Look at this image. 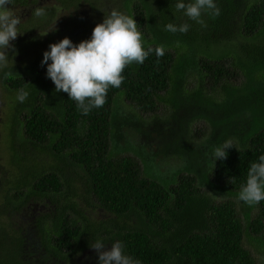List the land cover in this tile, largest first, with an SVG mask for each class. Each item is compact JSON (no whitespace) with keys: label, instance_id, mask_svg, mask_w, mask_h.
<instances>
[{"label":"trees","instance_id":"trees-1","mask_svg":"<svg viewBox=\"0 0 264 264\" xmlns=\"http://www.w3.org/2000/svg\"><path fill=\"white\" fill-rule=\"evenodd\" d=\"M101 1L90 2L73 35L42 29V42L30 41L39 44L37 57L17 67V43L29 42L21 26L0 68L8 94L29 93L23 103L15 98L7 130L14 170L0 185V264H87L81 256L92 240L120 241L141 264H255L243 238L264 247V201L249 206L238 193L264 155V0H214L220 15L202 13L206 27L178 11V0H118L145 50L163 45L164 55L153 51L126 67L104 106L84 115L56 91L41 61L65 37L74 45L89 40L108 17L99 14ZM169 23L190 27L172 33ZM195 120L206 125L198 139L190 131ZM225 142L227 157L213 162ZM81 202L106 217L90 219ZM21 213L33 246L18 233L23 221H11Z\"/></svg>","mask_w":264,"mask_h":264},{"label":"clouds","instance_id":"clouds-1","mask_svg":"<svg viewBox=\"0 0 264 264\" xmlns=\"http://www.w3.org/2000/svg\"><path fill=\"white\" fill-rule=\"evenodd\" d=\"M12 4L13 0H0V68L7 67L8 52L13 49L11 41L20 34L18 25L21 20L12 7H9ZM175 7L178 11L183 10L188 18L203 27L207 25L201 19L202 13H208L212 17L220 15V9L214 0H192L188 3L178 0ZM34 15L44 16L45 9L36 8ZM189 27L187 23L179 26L169 23L165 30L186 33ZM153 51L157 57H161L164 55V46L145 50L143 36L133 17L112 10L102 23L93 28L89 40L74 45L65 37L58 43L50 44L49 51L43 53L41 63L47 64V76L54 83L56 91L67 93L69 99L76 102L78 110L87 115L93 108L104 106L110 87L121 86L126 67L133 63L142 64ZM49 60L51 63H48ZM28 95V91L22 89L16 99L23 103ZM228 148H232L230 142L216 147L213 162L225 159ZM258 159L259 162L251 164L246 184L238 193V200L249 206L264 201V155ZM91 247L98 253L99 264H141L139 260L124 254L120 241L113 243L110 250H104L105 244L99 240Z\"/></svg>","mask_w":264,"mask_h":264},{"label":"rangeland","instance_id":"rangeland-1","mask_svg":"<svg viewBox=\"0 0 264 264\" xmlns=\"http://www.w3.org/2000/svg\"><path fill=\"white\" fill-rule=\"evenodd\" d=\"M59 1V2H58ZM43 0V8L48 10V8L52 9L53 13H51L50 16L45 12V15L48 16V18L44 19L42 17H37L34 15V10L36 8H33V12L28 11V8L24 12L23 8L19 6H15V0H13V4L9 7H12V10L15 14L20 15V13H24L23 17L20 18L21 22L24 23V28L27 31H23V33L26 32V36L28 37L27 40L29 42H20L17 43L20 47L23 48V51L20 54H16L15 58H13V63L17 67H22L26 62L33 61L35 57V54L38 53L39 50V44L34 45L30 43V41H36V42H42V29H45L44 31L50 32L52 35L54 34L52 31H57V34L60 33H68L72 32L71 34H75V31H78L79 27H82L84 25V21L82 18H85L89 14V9L87 11V8H89L90 2L89 1H77L74 0L75 3H79L77 5V8H63L61 6L60 0ZM68 2V1H67ZM113 6L115 9L117 8L119 12H122L119 9L120 2L118 0H102L99 4V14H104L105 16H109L110 12L113 9ZM30 6L29 8H31ZM42 7V6H41ZM86 12V15H85ZM28 15V16H27ZM80 16L78 22L74 20L75 16ZM27 16V17H26ZM26 18V19H25ZM98 23H96L97 25ZM59 38V37H58ZM223 49H214V52L219 53ZM28 65V64H27ZM7 88L2 84V80L0 77V179H3L0 183V185H3L4 180L7 176L10 175L11 172H13L14 167L12 166V163L10 162L12 160V154L9 147L10 144V138L7 135V130L10 128V125L13 122V111H14V100L17 97L14 93L12 95L8 94ZM10 93V92H9ZM13 97V102H12ZM12 102V103H11ZM123 105L126 106V103L124 101ZM158 112V111H157ZM159 130V127H156ZM163 129V132H167L168 128L161 127ZM206 130V125L202 120H195L191 126L190 131L191 135L194 137V139H198L202 136L200 134L201 131ZM167 134L171 135V132H168ZM159 134L157 132V138ZM162 158V156H161ZM139 163L140 160L138 159ZM175 162V161H174ZM220 199H223V197H220ZM2 198H0L1 202ZM82 205V209L85 210V215L89 217L90 219L95 218H105L107 213L100 209L99 207H87L83 202L80 203ZM47 209V207H45ZM34 215L38 216L40 213H42V208L40 206L34 207L32 210ZM39 213V214H38ZM254 214V213H253ZM242 218L244 216L240 215ZM29 217V216H28ZM11 221L17 225H21L22 223V213L20 215H15ZM13 224V225H14ZM259 239L261 242L264 243V236H259ZM250 238L245 235L243 238V245L245 248L250 250L251 254L253 255L255 259V264H264V247H261L263 245L258 243L249 242ZM253 244H256V247L253 246ZM259 248V249H257ZM80 263L78 260L73 261L72 264H78Z\"/></svg>","mask_w":264,"mask_h":264},{"label":"flooded vegetation","instance_id":"flooded-vegetation-1","mask_svg":"<svg viewBox=\"0 0 264 264\" xmlns=\"http://www.w3.org/2000/svg\"><path fill=\"white\" fill-rule=\"evenodd\" d=\"M44 4H43V0H22V1H16L15 2V6H19V7H21V8H23V10H24V12H26L25 10L28 8V11H31V12H33V8H38V7H44L43 6ZM30 6H32L31 8H29ZM17 16H19L20 18L21 17H23V15H24V13H20V15H18V14H16ZM28 16V15H27ZM26 16V17H27ZM26 19V18H25ZM21 26H23L24 27V23L23 22H20V24L18 25V28L20 29L21 28ZM21 30V29H20ZM14 41V40H13ZM13 41H11V44H13L14 42ZM20 54V53H19ZM42 208V207H41ZM43 210V209H42ZM27 216H22V221H23V224L20 226L21 228H19V232L18 233H20L21 235H27V234H29L28 235V245H30V246H33V245H35V241L33 242L32 240H31V237H33V232H29L28 230L26 231V229H25V226H26V223H28L26 220H27V218H26ZM26 231V232H25ZM95 243V241H91L89 244H91V245H93ZM110 248H111V245L110 244H105V248H104V250H110ZM35 252L36 251V249L35 250H33L31 247H30V253H32V252ZM37 252V251H36ZM38 253V252H37ZM37 253H35V254H31L30 256L32 257V256H37ZM90 253H95V254H97L98 255V253L96 252V250L94 249V248H92V247H90V248H88V250L85 252V253H83L82 254V256L81 257H83L84 258V260L86 261V263L87 264H99V258L98 257H94V256H92ZM77 260V259H76ZM79 261V260H78Z\"/></svg>","mask_w":264,"mask_h":264}]
</instances>
